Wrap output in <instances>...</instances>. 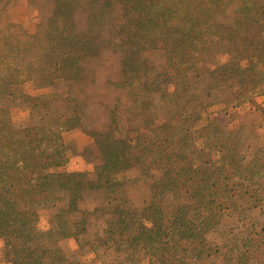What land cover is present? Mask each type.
I'll list each match as a JSON object with an SVG mask.
<instances>
[{"label": "rangeland", "instance_id": "rangeland-1", "mask_svg": "<svg viewBox=\"0 0 264 264\" xmlns=\"http://www.w3.org/2000/svg\"><path fill=\"white\" fill-rule=\"evenodd\" d=\"M245 1L247 5L239 20L248 26L254 8L261 6L258 3L264 5V0ZM92 4L57 9L55 0H0L1 20L6 22L3 32L20 33L24 35L21 41L33 46V39L43 49L38 62L32 61V72L22 75L20 83L10 90L12 97L7 96L9 90L0 93V111L5 113L4 117L0 113V129L9 127L16 131L10 137L5 135L8 144H0L4 156L1 164L23 168L26 178L21 181L27 187L37 185L43 192H47L46 188L39 185L47 179L52 187L59 183L58 176L69 174L83 185L100 183L85 185L89 189L76 202L69 203L71 199L65 192L49 188L46 197L28 205V212L34 213L31 225L36 237L40 236V244L51 250L44 254L55 255L57 252L50 246L58 240L64 264L263 263L264 251H250L245 263L239 252H232L229 247L245 242L253 232L249 227L252 222L259 225L254 229L257 232L264 226V192L258 193L254 209L240 213V207L227 208L223 192L214 197L216 202L210 207L202 202L208 197H189L183 194L184 187L178 192L172 188L174 183L187 181L189 169L202 166V174L205 163L230 167L228 161L232 157H225V150L235 151V159L243 160L241 166L253 158L256 150H264V93L240 99L242 103L237 107L230 101L231 91L239 89L231 72L235 64L246 68L248 57L256 53L257 27L249 25L247 33L241 31L238 36L222 24V10H235L237 0H95ZM192 7L199 24H216L218 35L215 47L202 61L187 68L180 63L176 51L182 44L175 31L179 21L172 20V16L177 14V20L185 15L191 17ZM158 25L164 29L166 39L160 37ZM9 40H13V35L0 40V45ZM263 53L264 49L259 54ZM38 63L41 68L33 71ZM54 64L58 69L72 70L69 80H81L67 81L58 72H48ZM223 67L230 68L225 71L226 77ZM5 71L2 74L6 76ZM183 82L190 88L185 90ZM177 92L179 95L174 97ZM167 120L174 121L168 122V129L162 127ZM181 126L189 128L194 136L192 143L181 139ZM39 128L51 130L46 141L37 139L46 135ZM165 134L169 143L160 137ZM17 136L22 139L19 146L15 142ZM29 136H35L39 143L38 153L29 155ZM113 136L127 137L131 146L142 136L156 140L147 147H131L128 163L109 175L115 185L111 192L102 176L115 166L111 153ZM10 144L15 147L7 148ZM205 148L209 150L207 156L200 153ZM45 150H58L60 154L43 164L36 158ZM119 150L127 151L123 147ZM40 164L43 165L38 173H32L31 168ZM188 180L190 188L198 185L196 176ZM181 209L186 216L198 212L209 217L211 212L216 213L208 225L193 223L191 229L200 234L206 231L204 238H190L189 230L168 227L166 221L161 226H150L148 221L146 224L140 220L139 230L148 232L145 236L151 235L153 244L136 248L128 238L138 234L117 228L120 221L126 222L128 213L136 217L152 213L154 217L160 211L167 218ZM60 223H65L71 235L48 238V232L57 231ZM260 234L249 250L257 242L263 243L264 233ZM175 246L180 248L173 253L170 249ZM5 251L4 239L0 237V264H11Z\"/></svg>", "mask_w": 264, "mask_h": 264}, {"label": "trees", "instance_id": "trees-1", "mask_svg": "<svg viewBox=\"0 0 264 264\" xmlns=\"http://www.w3.org/2000/svg\"><path fill=\"white\" fill-rule=\"evenodd\" d=\"M57 9L60 8H67V7H76L79 6L81 3L85 4V7L92 6L95 2V0H55ZM113 2V0H111ZM192 1V0H190ZM257 1V0H254ZM239 5H236L235 10L233 9L230 11H224L222 10V17L223 22L222 24L229 26L232 29L233 34H237L239 36V33L243 31L244 33L248 31L249 25H255L257 27V32L259 35V40L254 46V50L256 53L251 54L248 57V66L246 68H240L238 64L234 65L233 71L231 74L234 76V78H237L238 81V87L239 89L236 91H231L230 95L232 96V105L233 107H237L242 103L244 97H249L250 95H256L264 93V53L259 54L262 49H264V5H261L259 7L254 8V12L251 14V19L249 25L241 20L239 18L245 11L244 5H247V2L245 0H237ZM110 3V2H109ZM254 2L253 4H255ZM198 7L196 6V12L198 11ZM193 16H184L177 20L178 15L173 14L172 20L179 21L177 25L179 28H176V34L177 39L179 43L182 44L181 49L177 48L178 55L180 56V63L183 65H187V68L192 67V63H197L202 61V57L207 54V52H210L212 48L215 47L216 37L218 35V32L216 31L217 25L214 23L200 25L198 18L196 17L195 7H192L191 12L193 11ZM1 12V10H0ZM173 22V21H172ZM6 22L1 20V13H0V40H8L9 35H13V40H9V42L4 45H0V93H2L5 89L9 90L8 95L12 97V92L10 90H14L16 86L20 83V77L24 75L25 73L32 72V61L39 60V54L42 52V44H36L33 42V39L31 42L33 43V46L29 44V42H23L21 41L24 35L20 33L15 32H3L1 28L5 26ZM157 29L160 32V37H165V31L164 29H161L159 25L157 26ZM9 33V34H8ZM43 33H46V30L43 31ZM236 36V37H238ZM26 37V36H25ZM30 42V43H31ZM12 43H16L13 45ZM167 45V44H166ZM233 66V65H232ZM58 65L54 64L48 72H58L60 77H63V79L67 81H74L79 82L81 78H76L69 80L68 77H70L71 69L68 68H57ZM41 68V63L36 64L33 67V71L36 69ZM225 68V70H223ZM223 76L226 77L225 71L229 70L230 68L223 67ZM6 70L7 75L5 76L2 74V72ZM204 70V69H202ZM197 71L196 73H199ZM197 77V76H196ZM188 77L187 74L184 75V80L187 81ZM226 79H224V82H226ZM182 87H184L185 90L189 89L190 86L186 84V82L182 83ZM189 91V90H188ZM187 93L189 94V92ZM179 95V92L174 94V97H177ZM8 97V98H10ZM162 97V96H161ZM163 98V97H162ZM241 99V101H239ZM187 103H191V100L186 101ZM2 116H5V113L3 111H0ZM183 115L182 113L178 114ZM190 118L192 114H189ZM196 117V116H195ZM194 118V117H193ZM145 120V119H144ZM192 119L189 121L191 122ZM0 122H3L2 119H0ZM168 122H174L167 120L164 122L162 127H165L168 129L169 123ZM161 127V128H162ZM179 125H177L176 128H178ZM39 132H46L45 136L37 137V139H41L43 141H46L49 138V135L51 134V130L47 128H39ZM16 131L10 130L9 127L1 128L0 129V144L6 145L8 144V139L6 138V134H9L8 136H12L10 133H15ZM47 133L49 135H47ZM39 135V133L37 134ZM35 136L28 137V139L31 142H27V145L29 144V155L30 153H38V150H36L39 146V143L34 138ZM164 142L169 143L168 134H165L163 136H160ZM180 137L181 139H188L191 143L194 140V136L190 132L189 128L187 126H181L180 127ZM116 138V139H115ZM122 137H112L113 142V150H111L112 156H113V163L115 164L113 170L110 172H107L102 177H104V185L107 186L109 191L113 192L114 184L111 182V179L109 175L112 172L119 171L123 169L122 164H127L129 161L128 154L131 147L134 145H137L138 147L142 146H149L156 140L153 136L152 138H147L146 136H142V138H136L134 140L133 146L130 145V141H127V137H123V139H120ZM206 137V141H207ZM15 142L17 145H20V140H22L20 137L17 136ZM145 139V140H144ZM142 140V141H141ZM49 142V140H48ZM116 144V145H115ZM22 145V144H21ZM206 146V144H205ZM15 147L14 145L10 144L7 148ZM126 148V152H121L119 148ZM207 147V146H206ZM210 148V146H209ZM31 150V151H30ZM18 152H21L20 150H15ZM200 151V150H199ZM199 153V152H197ZM200 153L204 156H207V153H209V150L205 148V150H201ZM55 154H60L58 150H45L41 155L37 156V160L40 161V163H50V160L54 158ZM225 157H232V161H228L230 163L229 166H220V164H203V172L200 173L201 167L192 168L188 170V179L191 178L193 175L199 178L198 185L194 186V188H190L191 183L188 179L185 182H182L183 184H177L174 183L172 185V188L174 191L178 192L182 191V187H184L183 194H187L189 197H197L200 195V197H208L207 200L203 198L202 202H205V205H208L211 207L214 205V202H216V195L219 192H223L225 194V198L228 200V203L226 202L225 205L228 207H231L233 209L235 208H242L238 211H241L240 213L248 212L251 209H254L256 204L258 203V193L264 192V186L263 181L264 180V150H256L254 152L253 158L246 164L242 163L243 166H241V162L243 161L241 158L235 159V151L231 150H225ZM4 158L2 157L0 153V237L4 239L5 242V248H6V256H8V260L11 264H64L66 263V260H64V257L62 255L61 249L57 246L56 240L53 244H51L52 250L57 252L55 255L48 254L51 250L47 249L46 246L40 244V236L36 237L35 230L33 229L31 223H32V215L34 213H29L28 211V205H32V203L36 201L42 200L44 197L47 196L48 189L49 188H57L61 192H65L68 199H71L69 203L76 202V200L81 199L82 193L87 191L89 188L85 185L89 186H100L99 182H90L88 184H81L80 179L75 180L73 174L65 175V176H58V184H55L52 187H49L50 180L47 179L42 185L46 188L47 192H43L44 190H40V187L37 185L34 186H26L25 183L21 181V179L26 178L23 174L24 169L18 168V167H11L1 164V160ZM34 159V158H33ZM21 162V160H20ZM37 165L31 168V172L37 171L38 169L42 168V165ZM235 164V165H233ZM209 167V168H208ZM28 170V169H27ZM36 174V173H35ZM113 174V173H112ZM22 179V180H23ZM13 180V181H9ZM173 181H171L172 183ZM102 184V183H101ZM189 184V185H188ZM200 184H205L207 187H199ZM105 186V187H106ZM209 187L211 192H209ZM263 188V189H262ZM96 190V188H91ZM238 195V196H237ZM196 199V198H195ZM239 204L237 205V203ZM244 204L243 206H241ZM246 205V206H245ZM117 210L120 214H123V210H118L117 208H114ZM237 211V210H236ZM209 214V213H208ZM216 213L213 211L211 212L207 217L206 215H202L201 213H193L191 216L187 215L184 212V210H180L176 214H174L171 217H165L164 214H162L160 211L155 214L154 217H152V213L147 214L146 216H134V214L128 213V217L126 219V222L120 221L118 223V229L122 232L128 231L129 229L133 232L137 233L138 236H130L128 240L130 241V244L134 247H139L142 245L143 247H151L153 244V238L151 235L145 236L148 232L143 233L140 231V220H144L147 224H150V226H154L156 224L162 225L165 224L168 227L171 226H181L185 230L190 231V238H197L200 235H202V238H204L203 232L200 234V231L197 232V229H191L193 228V223L196 224L199 223L200 225H208V223L211 220V216L215 215ZM216 224V223H215ZM215 224H211V227ZM249 227L253 231L248 238H246L240 245L239 244H232L229 248L233 251H238L239 255L241 257V262H248V258L250 255V251L260 252L264 251V240L262 242H257L255 244V248L253 250H249L251 246L255 243L254 241H257V236H259L260 233H264V226L259 228V231H255V227L259 226L258 224L251 223ZM160 225V226H161ZM62 226V229H61ZM134 226H138V228ZM243 226V224H242ZM210 228V225L207 227ZM61 230H65V232H61ZM69 228L66 227L65 223H60L58 230L54 232H48L47 237L51 238L54 235H58L61 238L70 236ZM121 233V232H120ZM132 233V232H131ZM171 235V234H170ZM263 234H260V237L262 238ZM142 236H145L143 239L140 238ZM200 241H203L200 239ZM201 243V242H200ZM130 244H127V247H130ZM203 244V243H202ZM210 246V245H209ZM211 247V246H210ZM209 247V248H210ZM180 248L178 246L172 247L170 250L174 253L176 250ZM218 248H215V251H217ZM242 251V252H241ZM43 254L40 256V254ZM45 253V254H44ZM175 257V254H173ZM47 257V260L44 259ZM171 264V263H170ZM173 264V262H172ZM260 264H264L260 263Z\"/></svg>", "mask_w": 264, "mask_h": 264}]
</instances>
